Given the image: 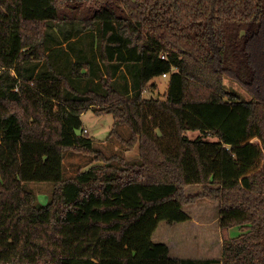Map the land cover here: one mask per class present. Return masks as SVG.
I'll list each match as a JSON object with an SVG mask.
<instances>
[{
	"label": "trees",
	"instance_id": "16d2710c",
	"mask_svg": "<svg viewBox=\"0 0 264 264\" xmlns=\"http://www.w3.org/2000/svg\"><path fill=\"white\" fill-rule=\"evenodd\" d=\"M91 1L0 0V264H264V0ZM89 29L103 69L56 70L62 38ZM163 74V98L144 97ZM87 109L129 127L120 140L138 162L108 163L77 135ZM67 149L101 163L64 177ZM28 182L52 183L47 203ZM190 185L201 192L185 196ZM197 198L219 204L220 259L174 258L151 240Z\"/></svg>",
	"mask_w": 264,
	"mask_h": 264
},
{
	"label": "rangeland",
	"instance_id": "374dc122",
	"mask_svg": "<svg viewBox=\"0 0 264 264\" xmlns=\"http://www.w3.org/2000/svg\"><path fill=\"white\" fill-rule=\"evenodd\" d=\"M106 1L108 0H92L88 6L95 8L104 5ZM63 26L67 31L69 30L68 28H72L67 23L63 24ZM48 32L49 36L52 34V36L57 38L62 37V30L57 26L49 29ZM71 36L68 40L62 38V42L68 43H64L57 51L58 60L56 61V70L63 69L64 72L68 73V64L62 68H58L60 67L59 65L78 59L94 60L98 62L96 67L103 69V63L99 61V45L97 43L98 37L96 32L89 29L74 34L71 31ZM54 50L56 49L54 48ZM92 66L95 70L94 63H92ZM123 71L127 79H130V75L125 72V69ZM118 75H121L120 71L117 73ZM153 81L157 84V91L151 92L150 90H146L143 96L149 98L152 95L163 98L168 86L167 77H156ZM74 84L81 89L86 86V82L83 79L74 81ZM224 86L232 91L239 99H251L250 94L245 89L228 77L224 78ZM81 120L83 128L87 130L84 134L92 138L93 147L108 158L106 160L108 163L116 164L115 159H113L114 156L121 157L128 162L139 161L137 145L132 149H128L120 140V138L127 139L130 136V130L127 125H114V119L111 114L96 115L91 109H87L81 114ZM113 128L116 131L115 133H111ZM198 133V131H188L187 135L190 138H195ZM210 139L214 138L211 137ZM99 154V152L84 153L73 149L65 150L62 158L63 176L73 177L79 171L87 169L93 164L101 163L93 161V158ZM24 186L36 195L37 201L40 204L47 203L53 189V185L50 182H28ZM200 190L202 188L200 189V187L190 185L184 189V193L185 196L191 198L199 194L201 192ZM183 210L188 214V220L170 224L165 221H160L151 236V240L165 243L168 246L169 254L173 257H179V259H220L222 238L218 224L217 201L211 202L197 198L185 205ZM229 234L230 237L236 236L238 229L236 227L232 228Z\"/></svg>",
	"mask_w": 264,
	"mask_h": 264
},
{
	"label": "crops",
	"instance_id": "0c3cea01",
	"mask_svg": "<svg viewBox=\"0 0 264 264\" xmlns=\"http://www.w3.org/2000/svg\"><path fill=\"white\" fill-rule=\"evenodd\" d=\"M67 51V50H66ZM191 186H193V187H200V189H201V186H199V185H191ZM201 191V190H200ZM205 200V199H204ZM208 201V200H207ZM218 203V202H217ZM184 207V206H183ZM218 207H219V204H218ZM218 218H219V216H218ZM184 222V221H183ZM175 223V222H174ZM180 223V222H179ZM170 255V254H169ZM171 257H173L172 255H170ZM174 258H178L179 259V257H176V256H174Z\"/></svg>",
	"mask_w": 264,
	"mask_h": 264
},
{
	"label": "built area",
	"instance_id": "2783aa9c",
	"mask_svg": "<svg viewBox=\"0 0 264 264\" xmlns=\"http://www.w3.org/2000/svg\"><path fill=\"white\" fill-rule=\"evenodd\" d=\"M161 57L164 58L165 57V54H162ZM165 76H166V74H163L162 75V77H165ZM82 131L83 132H86L87 130L85 128H82Z\"/></svg>",
	"mask_w": 264,
	"mask_h": 264
},
{
	"label": "water",
	"instance_id": "95a60500",
	"mask_svg": "<svg viewBox=\"0 0 264 264\" xmlns=\"http://www.w3.org/2000/svg\"><path fill=\"white\" fill-rule=\"evenodd\" d=\"M81 131H82V128H78V129L76 130L77 135H80V134H81Z\"/></svg>",
	"mask_w": 264,
	"mask_h": 264
}]
</instances>
